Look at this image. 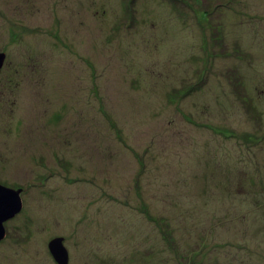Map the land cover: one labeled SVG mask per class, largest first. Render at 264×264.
<instances>
[{"label":"rangeland","instance_id":"rangeland-1","mask_svg":"<svg viewBox=\"0 0 264 264\" xmlns=\"http://www.w3.org/2000/svg\"><path fill=\"white\" fill-rule=\"evenodd\" d=\"M0 51V264H264V0H0Z\"/></svg>","mask_w":264,"mask_h":264},{"label":"water","instance_id":"water-1","mask_svg":"<svg viewBox=\"0 0 264 264\" xmlns=\"http://www.w3.org/2000/svg\"><path fill=\"white\" fill-rule=\"evenodd\" d=\"M5 55L0 53V68L4 63ZM21 189H11L0 185V240L4 238V221L11 219L22 209ZM48 248L57 264H68L69 255L63 244L62 237L52 239Z\"/></svg>","mask_w":264,"mask_h":264},{"label":"flooded vegetation","instance_id":"flooded-vegetation-1","mask_svg":"<svg viewBox=\"0 0 264 264\" xmlns=\"http://www.w3.org/2000/svg\"><path fill=\"white\" fill-rule=\"evenodd\" d=\"M0 53H3V51H0ZM3 54H5V53H3ZM6 55V54H5ZM4 64V63H3ZM1 72V71H0Z\"/></svg>","mask_w":264,"mask_h":264},{"label":"trees","instance_id":"trees-1","mask_svg":"<svg viewBox=\"0 0 264 264\" xmlns=\"http://www.w3.org/2000/svg\"><path fill=\"white\" fill-rule=\"evenodd\" d=\"M208 13L206 12V15H207Z\"/></svg>","mask_w":264,"mask_h":264}]
</instances>
